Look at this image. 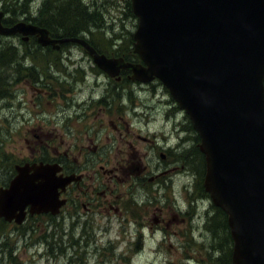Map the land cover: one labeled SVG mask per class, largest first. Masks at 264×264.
Segmentation results:
<instances>
[{"label":"rangeland","instance_id":"obj_1","mask_svg":"<svg viewBox=\"0 0 264 264\" xmlns=\"http://www.w3.org/2000/svg\"><path fill=\"white\" fill-rule=\"evenodd\" d=\"M32 1L37 16L46 0ZM83 1L98 10L105 22V28L93 29L91 35L85 36L87 40L95 42L109 58L135 63L125 59L134 55L141 61L133 45L138 19L129 9L128 0ZM8 3L19 11V0ZM0 10L3 11L1 2ZM21 41L18 35L5 37L4 43L20 47ZM68 44L60 51L62 44L54 50L52 46L30 45L27 49L35 53L25 52L15 66L0 65V187L16 175L17 166L39 162L34 159L42 149L64 155L76 142L86 147L104 146L102 161L109 170L126 157L122 151L128 142L132 146L125 159L133 168L162 165L160 152L154 151L153 155L151 149L159 144L175 145L174 135L169 134L174 123L185 130L192 127L185 110L160 80L140 84L132 81V72L125 70L111 77L96 66L83 47ZM22 65V74H18ZM126 134L130 137L123 141ZM196 134L199 135L193 128L191 136L188 133L185 138L183 160L191 155L205 157L196 146L201 144L200 135V141L193 143ZM185 160L179 164L185 168L175 176L170 173L152 183L127 180L120 184L121 213L112 219L103 210L83 220L75 218L70 224L64 216L56 218L48 253L42 244L23 247L21 230L12 226H0L2 247L16 253L13 256L20 258L19 264H220L217 259L222 257L221 250L228 246L234 264L227 214L214 205L204 187V160L186 164ZM161 219L165 224L160 227ZM216 221L225 229L213 227ZM69 229L74 235L70 242L66 234ZM76 249L79 251L74 252ZM0 264H14L10 254L1 256Z\"/></svg>","mask_w":264,"mask_h":264},{"label":"water","instance_id":"obj_2","mask_svg":"<svg viewBox=\"0 0 264 264\" xmlns=\"http://www.w3.org/2000/svg\"><path fill=\"white\" fill-rule=\"evenodd\" d=\"M140 63L100 54L87 40L54 39L46 28L20 21L0 35L37 37L43 46L76 43L111 77L158 79L185 110L201 138L205 190L228 216L234 264H264V0H131ZM0 191V216L21 224L31 214L57 215L68 181L58 165L17 166ZM32 172V175L29 173Z\"/></svg>","mask_w":264,"mask_h":264},{"label":"flooded vegetation","instance_id":"obj_3","mask_svg":"<svg viewBox=\"0 0 264 264\" xmlns=\"http://www.w3.org/2000/svg\"><path fill=\"white\" fill-rule=\"evenodd\" d=\"M68 45L69 44H63L59 51ZM128 78H130V76H128ZM102 100H104V98H102ZM192 131L193 125L192 127L190 126L188 130H185L182 125L180 126L179 124L174 123L173 129L169 134L174 135L176 141L175 145L171 146L168 143L165 145L159 144L160 147H154L151 149L153 155L154 151L155 153L160 152L163 164H158L157 166L151 165L150 167L145 166L137 169L131 166L130 160L125 159L129 154V149L131 150V142L125 144L126 148L122 151L126 157L121 158V156L118 166L112 170H109L106 165H104L105 161H102L104 146L101 145L86 147L85 145H79V142H76L70 146L64 155H59L58 151L56 153L54 152L55 154L52 155L47 148H44L37 153L36 159H34L36 161L39 160V162L30 163L28 165L46 164L58 165L60 167L61 171L58 172L57 176L63 177L68 181L66 189L63 192L60 190V198L65 201L64 206L60 209L58 215H53L51 212L31 214L30 206H27L25 209V218L21 224H19L16 219L8 221L5 216H0V226L7 228L12 226L18 230L20 229L21 233L19 236L21 237V241L24 242L23 247L26 248L30 243H32L31 245L36 246L42 244L43 247L47 249L48 253L52 246L50 239L55 233L52 222L56 218L64 216V219L66 218L67 222H69L68 224H70L75 218L83 220L84 217L93 216L96 211L103 210L106 211L108 217L112 219L117 214L119 215L121 213L120 208H122V204L120 203V184L127 180H129L130 183L135 182L136 180L142 184H145L147 180L152 183L156 179L162 180L167 178V175L170 173L175 176L181 168L184 169V165L179 167V164L185 160V158L183 160V147H185L184 140L188 137V133L191 136ZM120 136L122 135L120 134ZM89 137L92 138L93 136ZM129 137L130 135L126 134L123 137V141H127ZM138 138H143L145 141L150 140L149 138L141 137L140 135ZM91 141L92 139H90V142ZM197 141H200V138L199 135L197 136L196 134L193 136V143H198ZM196 146H199V143ZM201 159L204 160V169L206 173L205 157H202L200 154L189 156L185 160V164L187 162L193 163L194 160H198L199 162ZM113 160H116V157H114ZM156 171L160 172L154 175ZM32 174V172L29 173V175ZM17 175L18 172L9 182H5L6 184H4L3 187H0V191L10 189L11 183ZM165 181L167 182V180ZM111 213L114 215H111ZM226 221L228 224V218ZM162 224H165V220L162 221L161 219L159 220V226L161 227ZM4 230H6V228ZM1 232L2 231H0V233ZM66 234L67 241L70 242V240L74 238L71 229L66 230ZM3 237L4 236L0 234V257L10 254V259L13 263L19 264L20 258L18 257L16 259V257L13 256V254L16 253H13L8 248L2 247L1 239ZM69 248H73V242L69 245ZM77 251L79 250L76 249L74 252Z\"/></svg>","mask_w":264,"mask_h":264},{"label":"trees","instance_id":"obj_4","mask_svg":"<svg viewBox=\"0 0 264 264\" xmlns=\"http://www.w3.org/2000/svg\"><path fill=\"white\" fill-rule=\"evenodd\" d=\"M19 1L21 4L19 11H17L16 9H13L14 6L12 4L8 3V0H0L3 12L5 13V25H14L17 22L22 21V17H24L26 22L30 21L33 24L48 29L55 38L76 37L85 39H87L85 37L86 35H91L93 29L100 31V29L105 28V22L103 21L101 13L98 10H94L89 5H86L83 0H46L43 5L45 7H40L37 16H35L36 12L32 9L34 1ZM128 4L129 9L131 10V1L128 0ZM42 12H44V15H42ZM33 38L34 37L28 42L21 41L20 47H17L11 42L4 43L5 37L0 36V65H8L9 67L15 66L17 64L16 61H19L21 56L24 58L25 52L35 53L36 51H32L31 48L27 49L30 45H37V41L33 40ZM87 41L94 46L99 53H102L96 47L95 42L92 43L91 40ZM40 49L43 50L42 48ZM125 59L128 61H139L138 57L134 55L125 57ZM22 69L23 65L21 70L19 69L18 74H22ZM33 70H36L35 66L33 67ZM213 225L214 224H212V226ZM213 227H222L225 229V226L223 223H220V221L215 223ZM221 251L223 253L222 257L217 259V261L220 264H231V250L228 249V246L227 248L223 247ZM222 259L223 262H220Z\"/></svg>","mask_w":264,"mask_h":264},{"label":"bare ground","instance_id":"obj_5","mask_svg":"<svg viewBox=\"0 0 264 264\" xmlns=\"http://www.w3.org/2000/svg\"><path fill=\"white\" fill-rule=\"evenodd\" d=\"M68 48V47H67ZM73 48V47H72ZM10 263V262H9ZM85 264V263H84Z\"/></svg>","mask_w":264,"mask_h":264}]
</instances>
